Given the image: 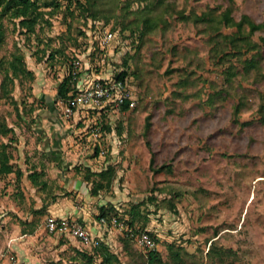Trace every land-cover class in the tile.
<instances>
[{
    "label": "rangeland",
    "instance_id": "rangeland-1",
    "mask_svg": "<svg viewBox=\"0 0 264 264\" xmlns=\"http://www.w3.org/2000/svg\"><path fill=\"white\" fill-rule=\"evenodd\" d=\"M40 1L47 20L32 33L3 18L0 60L19 49L33 72L14 79L10 95L17 106L0 89V120L14 130L0 133V143H9L14 165L50 166L54 183L62 167L81 176L112 167L108 186L92 194L91 180L99 176L91 175L85 198L75 201L95 196L90 217L104 211L124 226L152 231L159 248L153 264H264V0L231 4L236 19L247 14L262 23L251 36L259 46L251 51H235L220 35L235 30L218 21L229 0ZM106 28L114 39L99 48L93 36ZM90 39L95 48L88 50ZM251 56L255 65H245ZM72 57L90 66L79 70L77 83L86 71L126 76L136 96L133 109L90 111L85 122L54 128L58 87ZM54 135L82 141L83 153L67 158L61 144L55 151L65 155L63 163L48 159L44 143ZM22 178L0 176V264H107L99 249L90 259L78 239L47 229L46 214L31 208ZM63 190L56 183L35 194ZM106 228L101 244L120 264H147L124 228L110 221Z\"/></svg>",
    "mask_w": 264,
    "mask_h": 264
},
{
    "label": "trees",
    "instance_id": "trees-1",
    "mask_svg": "<svg viewBox=\"0 0 264 264\" xmlns=\"http://www.w3.org/2000/svg\"><path fill=\"white\" fill-rule=\"evenodd\" d=\"M80 2L79 0H76ZM234 0H229V5L226 6L223 10L220 11L218 21L225 27H235V30L230 33H222L223 41L226 43V46H230L235 51L242 50L251 51L256 49L259 44L255 41H252L251 36L254 34L256 30H259L262 27V23L256 22L251 19L247 14H243L239 19H236L232 14L231 4ZM71 2V0H70ZM46 11L42 8V3L40 0H0V42L2 41L4 28H3V18H6L14 23L15 26L19 27V29L24 33H32L35 31L36 26L40 25L43 21H46L45 17ZM203 18V16H200ZM93 24H96V21H93ZM97 25V24H96ZM95 25V26H96ZM87 28H82L86 34H88ZM261 40L264 42V37H261ZM88 46V45H87ZM57 49L54 52H51L49 56L53 57L56 54ZM231 51H225L223 55L227 56ZM222 55V56H223ZM77 58L72 57L70 61ZM243 62L245 65H255L254 57L244 58ZM69 63V64H70ZM0 67L2 72V81L0 83V89L2 96L10 97V101L17 106V102L13 97H11L10 92L12 90V86L14 84V79L19 76H33V72L31 69L27 67V64L24 59V54L19 49H14L10 52V54L0 60ZM78 73V72H77ZM116 77L126 78L123 74H116ZM77 75L75 77L68 71L66 76L63 78L62 82L58 87L57 95L60 99H67L74 95L78 90L77 83ZM52 107V103L49 104ZM263 105L261 106L262 110ZM126 108V106H125ZM238 105L234 106V119L238 120ZM259 119L264 122V114H261ZM150 120L147 119L146 128L149 127ZM9 132L14 133L12 127L8 126L4 121L0 120V133L3 135H7ZM9 143L1 142L0 143V176L9 174L13 172L15 174V181H19L23 175L24 170L14 165L12 160V153L8 150ZM165 165H160L157 167V170L163 168ZM27 177L29 178L31 184L37 188H50V184L46 179L45 175V166L42 164L40 167L38 165H33L28 168ZM85 177L90 180L91 175L99 176L98 179H92L93 186L90 191L92 194H96L98 190L108 186L111 182V179L114 174V169L112 167H105L99 171H91L87 169L85 172ZM56 195H52L54 198ZM46 208V203L38 209H33L37 213H44ZM32 210V211H33ZM106 213L102 211L99 214L100 216H105ZM131 231L136 233L141 230H146L150 234L155 235L152 231L148 229H135L131 226ZM125 237L134 241L133 236L129 233L125 234ZM91 250H89V249ZM94 249H99V254L103 256V261L107 264H120L117 255L110 251L108 246L105 243H100L98 245L88 246L80 248V251L88 254V258H92L95 256ZM146 254V263L153 264V262L159 257V248L152 249H142ZM171 257L174 260L180 261V255L177 251L171 250Z\"/></svg>",
    "mask_w": 264,
    "mask_h": 264
},
{
    "label": "built area",
    "instance_id": "built-area-1",
    "mask_svg": "<svg viewBox=\"0 0 264 264\" xmlns=\"http://www.w3.org/2000/svg\"><path fill=\"white\" fill-rule=\"evenodd\" d=\"M88 34L90 36L89 32ZM96 34L98 35H94L93 37H97V46L99 48L108 46L115 35L110 28L99 30ZM89 41L91 43L88 45V50H90L91 46L92 49L95 48L93 46V40L90 39ZM82 67L83 61L81 57L74 58L69 65V72L75 77ZM57 104L61 115L69 119L77 112L83 110L86 112L96 110L98 112L103 111L104 113L110 111L125 112L126 110L133 109L136 105V96L127 78L97 74L84 84H78V90L74 95L67 99H59ZM94 130L95 133H99L100 126H95ZM103 152L104 149L101 150V153ZM108 221H110V225H118L124 228L126 233L133 236L135 244L140 248L152 249L158 247V238L156 235H152L146 230L133 233L128 225H122L113 216L110 219L106 216L99 217L101 224L107 225ZM45 225L50 232H58L75 237L87 247L101 243V236L93 234L85 224L73 218L56 217L50 214L46 216Z\"/></svg>",
    "mask_w": 264,
    "mask_h": 264
},
{
    "label": "crops",
    "instance_id": "crops-1",
    "mask_svg": "<svg viewBox=\"0 0 264 264\" xmlns=\"http://www.w3.org/2000/svg\"><path fill=\"white\" fill-rule=\"evenodd\" d=\"M83 61V59H82ZM89 68L85 64V61H83V67L80 69H86ZM85 71V70H84ZM95 75H97L95 72H82L80 77H79V85L84 84L85 82L89 81L91 78H93ZM104 76V75H103ZM59 110V109H58ZM89 112L86 111H79L77 112L73 117L69 119H65L60 111H59V121L54 122V128L56 129H64L68 130L67 128H71L72 123H77L78 120H82L85 122V118L88 116ZM62 152L66 154L67 158H75V154H79V156L83 153L82 148H83V142L80 141V143L75 142L73 143L72 139L68 137L60 138L56 137L55 135L53 136L52 140L49 139V143L45 141L44 147H45V154L50 160L56 161L57 164L63 163V160L66 159L65 155L61 153V155L56 152L57 146L61 145ZM68 144V145H67ZM71 145V147H69ZM69 148V149H68ZM67 149V150H66ZM79 151V152H78ZM63 154V155H62ZM82 160V158H80ZM24 170V169H23ZM48 170L51 173H48L45 175L46 179L48 180L49 184H53V188L56 187V183L62 188H64L63 192H54L53 194H49L48 197H41L39 195L35 194L36 188L33 186L27 177L28 170H24V175H23V182L26 185L27 189L30 191V195L33 196L31 202V208L38 209L40 208L43 203H46V208H45V214L46 216L52 214L56 217H68V218H73L76 219L83 224H85L90 231L95 234L99 235L102 237V233L104 232L106 228V225L101 224L99 222V217L98 219L90 217V210L92 208V203L95 202L96 197L95 196H89L84 203H77L75 201L78 198H85V194L88 192L89 188V180L84 176L80 175V171L74 170L69 167L68 169L61 168V171L59 173V176L57 180H55V183L52 180L53 176H55V169L49 167H45V171ZM101 169H92L91 171H99ZM13 173V172H11ZM73 191L75 195L72 194H66V192ZM32 192V193H31ZM44 194H47L44 193ZM56 195L54 198H52V195ZM35 200V201H34ZM80 242V241H79ZM81 243V242H80ZM82 244V243H81ZM83 247H87L82 244Z\"/></svg>",
    "mask_w": 264,
    "mask_h": 264
}]
</instances>
